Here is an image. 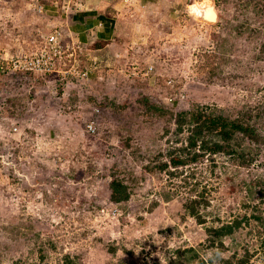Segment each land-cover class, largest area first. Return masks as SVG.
<instances>
[{"label":"rangeland","instance_id":"obj_1","mask_svg":"<svg viewBox=\"0 0 264 264\" xmlns=\"http://www.w3.org/2000/svg\"><path fill=\"white\" fill-rule=\"evenodd\" d=\"M76 1L0 0V57L39 47L59 26L69 39L62 16ZM79 1L117 20L110 59L91 78L0 75V264H191L174 256L179 246L208 258L206 227L252 212L243 203L257 202L264 148L248 168L221 155L175 176L146 165L170 145L168 110L204 104L234 117L264 107V15L240 0ZM208 3L216 21L191 9ZM145 98L167 112L146 113ZM113 173L129 185L127 201L110 200ZM204 186L199 223L184 203ZM263 239L251 218L224 238L223 255L247 249L264 264Z\"/></svg>","mask_w":264,"mask_h":264},{"label":"trees","instance_id":"obj_2","mask_svg":"<svg viewBox=\"0 0 264 264\" xmlns=\"http://www.w3.org/2000/svg\"><path fill=\"white\" fill-rule=\"evenodd\" d=\"M214 1L218 6L220 5V0ZM240 3L245 6L253 4L254 12L264 15V0H240ZM106 13L114 16L112 12L107 11ZM111 42V40L99 39L88 47L90 53L92 51L102 55V60L98 61L101 65L110 59V55L104 54L103 51L110 47L109 43L112 44ZM88 63L89 74L92 76L97 67L93 66L91 60ZM0 66L5 69V72H0V75L12 73L9 71L7 61L1 57ZM144 101L146 113L164 115L167 112L166 109L163 110L162 106L151 103L147 98ZM168 113L171 114L170 120H173L174 123V128L170 129L167 126L164 131L165 135H168L166 141L170 145L165 149V152H159L155 156L154 162L151 161L146 165L148 172H166L170 176H175L182 173L184 166H191L201 160H209L215 165V158L219 155L228 158L238 166L248 168L258 158L260 149L264 148V107L261 105L244 106L234 117L213 110L204 104H196L190 109H181L174 113L168 110ZM193 175L191 172L190 177H194ZM188 183L185 178L184 185ZM200 184L201 182H196L189 191H196ZM109 189L110 200L114 203L127 201L131 194L129 185L115 173L111 174ZM256 194L257 202L255 204L243 203L245 209H250L251 213L244 212L228 221L206 227V247L213 249L208 258L200 256L198 251L191 246L176 247L173 251L174 256L178 260L184 257L185 260L192 262L191 264H254L249 262L251 254L247 249L239 257L235 253L224 256L223 252L228 248L223 240L225 237L231 236L244 223H249L251 218L264 226V183L256 190ZM206 195V187H201V190L195 195L187 197L184 203L187 213L199 223L205 222L200 209L209 205ZM262 243L264 244V239ZM108 250L112 254L115 252V248L111 246ZM64 261L67 264L69 256H66Z\"/></svg>","mask_w":264,"mask_h":264},{"label":"built area","instance_id":"obj_3","mask_svg":"<svg viewBox=\"0 0 264 264\" xmlns=\"http://www.w3.org/2000/svg\"><path fill=\"white\" fill-rule=\"evenodd\" d=\"M38 1V0H35ZM77 2V3H76ZM74 3L76 11L82 9L83 4L78 0ZM37 11L45 10V5L40 3L34 4ZM46 10H48L46 8ZM64 16L69 15V8L64 9ZM84 53H88L85 55ZM90 56L87 44L81 42L69 34V39L65 37L61 26L54 28L43 39L42 44L33 50L18 51L9 57H1L7 61L9 71L18 74H39V75H58L60 78H69L72 80H83L89 78V63L87 66L82 65L81 55ZM83 58V57H82ZM84 59V58H83ZM94 67H98L100 62L96 56L89 57ZM0 72L4 73L5 69L0 66ZM88 130L93 131L92 124L88 125Z\"/></svg>","mask_w":264,"mask_h":264},{"label":"crops","instance_id":"obj_4","mask_svg":"<svg viewBox=\"0 0 264 264\" xmlns=\"http://www.w3.org/2000/svg\"><path fill=\"white\" fill-rule=\"evenodd\" d=\"M105 9L84 6L78 11L71 12L67 17L62 16L68 33L90 45L99 39L114 40L117 20L115 16L106 13Z\"/></svg>","mask_w":264,"mask_h":264},{"label":"bare ground","instance_id":"obj_5","mask_svg":"<svg viewBox=\"0 0 264 264\" xmlns=\"http://www.w3.org/2000/svg\"><path fill=\"white\" fill-rule=\"evenodd\" d=\"M215 7L211 4H202V5H197V4H192L191 9L199 13V15L202 16L203 19L208 20V21H216V12L214 10Z\"/></svg>","mask_w":264,"mask_h":264},{"label":"clouds","instance_id":"obj_6","mask_svg":"<svg viewBox=\"0 0 264 264\" xmlns=\"http://www.w3.org/2000/svg\"><path fill=\"white\" fill-rule=\"evenodd\" d=\"M69 15H70V13H69ZM66 30H67L66 32H69L68 29H66ZM89 45H90V44H87V47H89ZM88 52L90 53V50H89V49H88ZM91 56H92V55H91V53H90V56H88L86 60H87V61H90V60H88V58L91 57ZM84 59H85V58H84ZM84 59H83V60H84ZM99 65H100V64H99ZM97 68H98V67H97ZM89 78H91L90 75H89ZM87 128H88V127H87Z\"/></svg>","mask_w":264,"mask_h":264}]
</instances>
